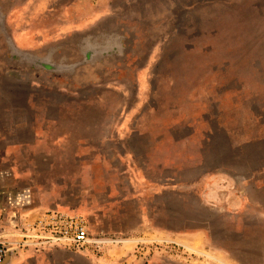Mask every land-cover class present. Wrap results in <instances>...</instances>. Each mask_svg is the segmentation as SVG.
Wrapping results in <instances>:
<instances>
[{
    "label": "rangeland",
    "instance_id": "obj_1",
    "mask_svg": "<svg viewBox=\"0 0 264 264\" xmlns=\"http://www.w3.org/2000/svg\"><path fill=\"white\" fill-rule=\"evenodd\" d=\"M23 188L24 220L123 238L26 264H264V0H0V189Z\"/></svg>",
    "mask_w": 264,
    "mask_h": 264
},
{
    "label": "built area",
    "instance_id": "obj_2",
    "mask_svg": "<svg viewBox=\"0 0 264 264\" xmlns=\"http://www.w3.org/2000/svg\"><path fill=\"white\" fill-rule=\"evenodd\" d=\"M18 228V237L0 239V262L5 260L8 244L19 245L23 248L44 245H78L100 253L106 248L105 244L116 241L92 234L83 216L57 210L40 211L31 219L21 218Z\"/></svg>",
    "mask_w": 264,
    "mask_h": 264
},
{
    "label": "flooded vegetation",
    "instance_id": "obj_3",
    "mask_svg": "<svg viewBox=\"0 0 264 264\" xmlns=\"http://www.w3.org/2000/svg\"><path fill=\"white\" fill-rule=\"evenodd\" d=\"M36 209L35 206V200L33 198V194L31 193V191L28 188H23L21 190H16V191H9V190H1L0 189V216L5 215L6 213L9 212L10 210L11 213H13L12 217H18V221L21 219L23 211H32ZM43 210H57V211H63L66 213H71V214H78L83 216L84 218H86L89 226H90V230L92 231V227H91V222L89 220V217L82 213L81 211H74V210H69V209H64V208H60V207H53V208H43L41 209V211ZM94 234V233H93ZM97 237H101V238H109V239H113L116 240L115 242H110L108 244V246L105 247H109V245H116L118 242H121V240L119 239H123L121 237H119L118 235H108V234H94ZM51 248H64V249H68L70 251H73L75 253H79L85 256H89L91 255L90 253H93L92 251H89L87 249H84L78 245H44L41 247H28V248H17V249H21V250H25V254L26 257L25 259H22V261H18L17 264H26L27 261H30L31 258L34 256L31 252H47L48 250H51ZM28 256V257H27ZM16 257V256H15ZM18 257V256H17ZM20 260V259H19ZM0 264H5V261L0 262ZM8 264V263H6ZM29 264V263H28Z\"/></svg>",
    "mask_w": 264,
    "mask_h": 264
},
{
    "label": "water",
    "instance_id": "obj_4",
    "mask_svg": "<svg viewBox=\"0 0 264 264\" xmlns=\"http://www.w3.org/2000/svg\"><path fill=\"white\" fill-rule=\"evenodd\" d=\"M14 222L15 223H12L14 226H13V228L15 229V230H17V231H19V228H18V220H14ZM21 246H19V245H13V244H8V245H6V248H7V253H6V257H5V264L6 263H8L10 260H11V258H12V252H13V250H15V249H17V248H20Z\"/></svg>",
    "mask_w": 264,
    "mask_h": 264
},
{
    "label": "crops",
    "instance_id": "obj_5",
    "mask_svg": "<svg viewBox=\"0 0 264 264\" xmlns=\"http://www.w3.org/2000/svg\"><path fill=\"white\" fill-rule=\"evenodd\" d=\"M19 259V257H14L12 256L11 260H10V264H13L14 262H17Z\"/></svg>",
    "mask_w": 264,
    "mask_h": 264
}]
</instances>
